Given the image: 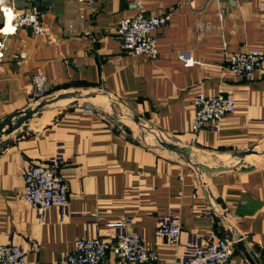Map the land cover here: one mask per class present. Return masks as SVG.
<instances>
[{"label":"crops","instance_id":"0c3cea01","mask_svg":"<svg viewBox=\"0 0 264 264\" xmlns=\"http://www.w3.org/2000/svg\"><path fill=\"white\" fill-rule=\"evenodd\" d=\"M38 1L7 0L18 11L47 7L37 11L48 37L0 18V244L64 264L78 237L112 240L126 220L161 264H175L190 240L223 234L234 241L227 264H264V73L237 78L226 60L254 49L264 67V0ZM139 7L169 17L153 32L154 58L115 38ZM179 49L197 63L183 66ZM199 91L231 94L236 108L192 131ZM65 93L74 95L55 100ZM50 156L61 161L68 203L39 214L20 197L24 172ZM162 216L180 222L179 242L155 236ZM104 259L119 264L111 252Z\"/></svg>","mask_w":264,"mask_h":264},{"label":"built area","instance_id":"2783aa9c","mask_svg":"<svg viewBox=\"0 0 264 264\" xmlns=\"http://www.w3.org/2000/svg\"><path fill=\"white\" fill-rule=\"evenodd\" d=\"M8 14L12 29L26 28L33 35L50 36L49 28L36 8L18 11L10 7L7 0H0V18L5 21ZM168 18V15L163 14L148 15L143 7H139L134 15L119 22L115 30L119 47L129 54L156 57L158 49L153 32L165 24ZM177 57L185 67L197 63L188 49H179ZM226 60L228 70L237 78H252L256 71L264 73L262 54L257 50L231 52L226 54ZM32 85L37 97L46 96L47 82L42 72L37 71L32 76ZM193 105L194 114L190 124L192 131L217 123L236 108L235 98L231 94H205L201 91L195 94ZM85 112H91V109L87 107ZM60 163L57 156H50L42 162L29 165L24 172V187L20 197L39 214L54 205L60 208L67 206V185L57 169ZM115 230L112 240L98 236L78 237L73 250L65 255L64 264H106L104 258L108 252L117 258L119 264H161L155 250L143 242L139 233L129 229L126 220L118 223ZM181 231L177 218L162 216L157 221L155 236L175 244L180 240ZM233 244L234 241L224 234L205 243L190 240L175 264H227L233 252ZM0 264L44 263L29 261L20 245L7 243L0 244Z\"/></svg>","mask_w":264,"mask_h":264},{"label":"water","instance_id":"95a60500","mask_svg":"<svg viewBox=\"0 0 264 264\" xmlns=\"http://www.w3.org/2000/svg\"><path fill=\"white\" fill-rule=\"evenodd\" d=\"M35 8H36L38 11H44V10L47 9V7L42 6V5H41L40 3H38V2L35 3ZM72 95H74V93H65V94H61V95H58V96L55 98V100L60 99V98L70 97V96H72ZM40 105H41V104H40ZM27 115H28V114H27ZM25 116H26V115H25ZM20 120L22 121L23 119H20ZM163 144H164L166 147H168V148H173V146H172L171 144H168V143H163ZM250 153H255V151H254V150H251V149H249V150H243V151H237V152H235V156L241 158V157H244L245 155L250 154Z\"/></svg>","mask_w":264,"mask_h":264},{"label":"rangeland","instance_id":"374dc122","mask_svg":"<svg viewBox=\"0 0 264 264\" xmlns=\"http://www.w3.org/2000/svg\"><path fill=\"white\" fill-rule=\"evenodd\" d=\"M260 153H262L261 152V150H259V152H257V154H260ZM250 156H253V155H250ZM253 157H255V156H253ZM256 158V157H255ZM258 159H259V157H257ZM234 159H236V158H234ZM261 160V159H260ZM219 168V167H218Z\"/></svg>","mask_w":264,"mask_h":264},{"label":"trees","instance_id":"16d2710c","mask_svg":"<svg viewBox=\"0 0 264 264\" xmlns=\"http://www.w3.org/2000/svg\"><path fill=\"white\" fill-rule=\"evenodd\" d=\"M32 1H38V0H32ZM39 2V1H38Z\"/></svg>","mask_w":264,"mask_h":264}]
</instances>
